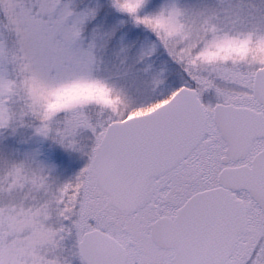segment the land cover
Wrapping results in <instances>:
<instances>
[{"label": "rangeland", "instance_id": "374dc122", "mask_svg": "<svg viewBox=\"0 0 264 264\" xmlns=\"http://www.w3.org/2000/svg\"><path fill=\"white\" fill-rule=\"evenodd\" d=\"M263 67L264 0H0V264H84L78 244L95 229L119 238L130 264H170L150 226L216 186L225 145L213 108L258 110ZM183 87L207 113L203 142L145 208L116 214L93 174L106 127ZM258 212L230 264H264Z\"/></svg>", "mask_w": 264, "mask_h": 264}, {"label": "water", "instance_id": "95a60500", "mask_svg": "<svg viewBox=\"0 0 264 264\" xmlns=\"http://www.w3.org/2000/svg\"><path fill=\"white\" fill-rule=\"evenodd\" d=\"M253 96L262 112L218 105L213 120L227 145L226 161L243 159L254 139L264 138V68L255 73ZM206 115L197 93L183 88L151 112L111 123L93 160V173L108 206L131 215L152 196L153 180L183 161L203 140ZM221 187L193 196L174 221L159 219L152 240L173 249L174 264H224L236 236L246 232L243 202L234 192L245 190L264 212V149L251 167L225 169ZM251 205H248L250 208ZM85 264H124L126 252L113 238L92 231L79 243Z\"/></svg>", "mask_w": 264, "mask_h": 264}, {"label": "flooded vegetation", "instance_id": "af4514ba", "mask_svg": "<svg viewBox=\"0 0 264 264\" xmlns=\"http://www.w3.org/2000/svg\"><path fill=\"white\" fill-rule=\"evenodd\" d=\"M224 143V142H223ZM225 145V144H224ZM264 147V140H257V141H254L253 142V144H252V146H251V149H250V151H249V153H248V155H247V157H246V159L244 160V161H242V162H237V163H228V164H224L223 162H222V159H221V162L224 164V166L219 170V172H218V174L220 173V171L222 170V169H224V168H226V167H232V166H240V165H244V164H250V162L252 161V159H253V157L262 149ZM225 151H226V146H225V149H224V155H225ZM252 152V154H251V157H249V155H250V153ZM249 157V159H247ZM186 161V160H185ZM185 161H183V162H181L176 168H174L173 170H171L169 173H167V174H165V175H163V176H160V177H158V178H156L154 181H153V195H152V197H151V199L153 198V196H154V194H155V183L158 181V180H160V179H162L163 177H165V176H167L168 174H170V173H172L173 171H175L178 167H180V166H183L184 164H185ZM218 186V183H217V178H216V186L215 187H217ZM215 187H212V188H215ZM209 189H211V188H209ZM205 190H207V189H205ZM202 191H204V190H202ZM198 192H200V191H198ZM198 192H194L193 194H191V195H189L184 201H183V203L180 205V206H178L177 208H176V210L174 211V213H173V215L172 216H169V215H165V216H158L157 218H156V220L157 219H159V218H162V217H167V218H170V219H174L175 218V216H176V214H177V212H178V210L193 196V195H195L196 193H198ZM239 194V193H238ZM150 199V200H151ZM151 201H149L148 203H147V205L150 203ZM146 205V206H147ZM145 206V207H146ZM144 207V208H145ZM152 208L154 209L155 208V204H152ZM259 212V217H261V218H263L264 219V215H263V213L260 211V210H258ZM249 212H250V210L247 212V232L245 233V234H239V235H237V237H236V247L238 246V243H239V240L241 239V237L243 236V235H246L248 232H249V230H250V220H251V218H250V216H249ZM155 220V221H156ZM154 221V222H155ZM153 222V223H154ZM152 223V224H153ZM151 224V225H152ZM150 230H151V226H150ZM105 233H107L106 231H104ZM107 234H109V233H107ZM111 237H113V238H115L121 245H122V247L125 249V252H126V260H125V262H124V264H130L131 262H130V257H129V255H130V253H129V250H128V248L125 246V244L119 239V238H116L115 236H113V235H111V234H109ZM149 235H150V232H149ZM155 245V244H154ZM156 246V245H155ZM158 249H160V250H163V251H171L172 253H173V255H174V252H173V250H168V249H162V248H159L158 246H156ZM236 247H235V249H236ZM235 249H234V251H235ZM234 251L231 253V256H230V258H229V260L225 263V264H230V262H231V258H232V256H233V253H234ZM173 255H172V258L170 259V264H173L174 263V260H173ZM162 262L164 263V264H167V261H165V260H162ZM139 264V263H138Z\"/></svg>", "mask_w": 264, "mask_h": 264}]
</instances>
